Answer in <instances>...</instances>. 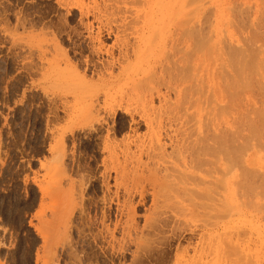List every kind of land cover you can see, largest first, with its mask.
Segmentation results:
<instances>
[{
	"label": "rangeland",
	"instance_id": "obj_1",
	"mask_svg": "<svg viewBox=\"0 0 264 264\" xmlns=\"http://www.w3.org/2000/svg\"><path fill=\"white\" fill-rule=\"evenodd\" d=\"M152 8V0H0V264H264V141L243 137L219 157L208 153L230 166L218 174L229 206L218 230L208 217L213 196L177 198L168 179L191 163L189 151L173 153L176 136L190 144L210 120L235 131L233 120L261 105L251 87L237 90L236 110L217 103L212 45L248 43L264 0H196L187 27ZM255 45L264 51L262 40ZM213 104L225 106L221 116L209 114ZM155 133L170 156L157 173L148 157ZM251 169L248 202L238 184ZM210 170L193 169V182L213 192Z\"/></svg>",
	"mask_w": 264,
	"mask_h": 264
},
{
	"label": "bare ground",
	"instance_id": "obj_2",
	"mask_svg": "<svg viewBox=\"0 0 264 264\" xmlns=\"http://www.w3.org/2000/svg\"><path fill=\"white\" fill-rule=\"evenodd\" d=\"M195 1L196 0H152V5H153V7L154 8H152L151 9V13L153 14V15H156V13H159V15H160V17H159V19H161L160 21H162V18H164V17H166V18H168L170 21L171 20H175L174 22L176 23L177 21H178V25H180V23H182V22H180L179 21V19H182L183 21H184V18H185V21H184V23H185V25L183 26V27H187V23H186V21L188 20V17L186 18V16H188V14H189V18H190V16L193 14V12L192 11H190V9H188V6H189V8H190V5H192V3H195ZM189 3H190V5H189ZM188 9V10H187ZM186 10H187V13H186ZM242 13V12H241ZM261 15L263 16V18L261 17L260 19H258L257 20V25H255V27H254V30H255V33H254V37H250L249 38V44L247 43V41L244 43V45H242V46H240V47H238V45H237V47L236 46H234V45H230V44H227V43H229V42H227L226 44L228 45V46H226L224 49L222 48V47H217V44L216 45H212L213 47H214V49L216 50V51H218L219 53H218V55L220 56V64H219V66H218V71H217V75H216V77H217V83H218V87H217V93L214 91L213 93H216V101H217V103L220 101V102H222L223 103V100L226 98L227 99V106H230L231 108L232 107H234L233 108V110H236V108H237V106L239 105V96H238V94H237V90L238 89H244L245 91H247L250 87V91H256L257 92V95L260 97V99L262 100V99H264V51L261 49L260 50V46L259 47H256V48H253L254 47V45H255V43H258V41H263L264 42V39H262V38H264V34L263 33H261V32H259L260 31V29L262 28L261 27V25H260V23L261 24H263L264 23V10L261 12ZM149 17H151L150 15H149ZM178 17V18H177ZM165 18V19H166ZM155 18H154V16H153V20H154ZM187 19V20H186ZM177 20V21H176ZM158 21V20H157ZM180 22V23H179ZM154 24V23H153ZM174 24V23H173ZM176 24V25H177ZM175 24L174 25H172V26H174V27H178V28H180L178 25L176 26ZM183 25V24H182ZM263 26H264V24H263ZM175 28V30H177ZM185 29V28H184ZM179 30V29H178ZM177 30V31H178ZM181 30H183V28H181ZM186 30V29H185ZM259 30V31H258ZM257 31V32H256ZM183 32V31H182ZM185 32V31H184ZM183 32V33H184ZM181 33V32H180ZM180 33H178V34H176V35H178L179 36V34ZM188 33V32H187ZM186 33V34H187ZM182 35H184V34H182ZM181 36V35H180ZM178 37L179 39L181 38V37ZM185 38H187V37H185ZM188 39V38H187ZM187 39H186V41H187ZM185 40V39H184ZM205 40V39H204ZM204 40L202 39V41L204 42ZM177 41H179L180 42V40H178L177 39ZM181 42H183V41H181ZM202 42V43H203ZM206 42V41H205ZM187 43V42H186ZM260 43V42H259ZM172 44V43H171ZM220 44V43H219ZM232 44V43H231ZM205 45V44H204ZM203 45V46H204ZM178 46V45H177ZM184 46V45H183ZM211 46V45H210ZM209 46V47H210ZM256 46V45H255ZM212 47V48H213ZM217 47V48H216ZM211 48V47H210ZM220 48H222L221 50H220ZM204 49H205V46H204ZM184 51H185V49H184ZM185 56H186V54H185ZM125 64V63H124ZM174 66V65H173ZM179 66H181V64L179 65ZM184 66H186V65H184ZM183 67V66H182ZM188 67V66H187ZM124 68V67H123ZM216 69V68H215ZM214 69V70H215ZM121 70H122V68H121ZM125 70H127V69H125ZM177 70H180V68L179 69H177ZM144 71V70H143ZM210 71V70H209ZM126 72V71H125ZM120 73V72H119ZM142 73V72H141ZM208 73V72H207ZM213 74V73H212ZM104 77V76H103ZM108 77V76H107ZM214 77V76H213ZM215 77V78H216ZM209 78V77H208ZM102 80H103V78H102ZM178 80V79H177ZM105 81V80H104ZM109 81V80H108ZM213 81H214V79H213ZM178 82V81H177ZM215 82V81H214ZM221 82H222V84H221ZM208 83H210V82H208ZM220 83V84H219ZM85 84V83H84ZM109 84V83H108ZM215 84V83H214ZM168 85V84H167ZM182 85V84H181ZM209 85V84H208ZM215 86V85H214ZM169 87V86H168ZM198 87V86H197ZM175 88V87H174ZM174 91V90H173ZM180 91H181V89H180ZM226 92V95H224V93L223 92ZM242 91V90H241ZM151 92V91H150ZM158 92V91H157ZM177 92V91H176ZM175 92V93H176ZM227 92H228V94H227ZM186 93V92H185ZM152 94H150V96H151ZM176 95V94H175ZM178 96L180 95V94H177ZM183 95V94H182ZM191 96V95H190ZM111 97V96H110ZM147 97V96H146ZM151 97H153V96H151ZM158 97V96H157ZM180 97V96H179ZM189 97V96H188ZM187 97V98H188ZM150 98V97H149ZM165 98V97H164ZM164 98H162V99H164ZM177 98V97H176ZM178 99V98H177ZM151 100V99H150ZM185 100H187V99H185ZM260 100V102H262L261 103V105L259 106V107H253L252 109H249V110H244V111H242L244 114L243 115H241L240 117H238V118H235L234 120H233V122H232V126H231V128H234L235 129V131L233 130V131H228V132H221V130H218L217 129V126L216 125H212L211 123V120H210V122H207V123H210L209 124V126L211 127V129H208V128H206V129H204V131H203V127L202 128H199V129H202V131L201 132H199V131H195L196 132V134H198V132H199V136L198 137H196V138H192L193 140H192V142L189 144H185L187 141L186 140H188L187 139V136H188V134L186 135V134H184V135H182V136H176V138L173 140V141H171L172 139L170 138H168L169 139V142L171 141V143L173 144L172 145V150L174 151H172L173 153H175L176 155H177V159L180 157H182V153H183V156H185L184 154H185V152H186V154H188V152L187 151H189L190 152V155H189V158H190V156H191V159H189V160H191V163L188 161V163L190 164L189 166L190 167H188V165H187V167L188 168H186V169H182L183 171H179V172H177L178 173V175H176V176H171V175H167L168 176V179L169 178H173L172 180L170 179V182L172 181H174L175 183H172V184H174V185H171V184H169V185H171L170 186V188L173 186L175 189H173V191H175V193H176V196H177V198H183V197H187L188 199L189 198H192L193 199V197H197V199L199 200V199H201V198H210V197H212L213 196V198H212V201L214 200L215 201V204H214V207H213V209L211 210V212H210V214L208 215V217H212V219H213V223H214V220H215V223L213 224L212 223V225L210 224V226L215 230V229H217L219 226V224L217 223V220L223 215V210L225 209V208H229V206H227L228 205V203H227V200L224 198V200H226L225 202L227 203L226 205H222L221 204V202H222V196H221V193H220V183H221V179H219V176H218V174L220 175L221 173L219 172V170H224V168H221L220 169V166H219V164L220 163H218V161H219V159L220 158H216L215 156H213V157H215L216 158V161H215V158H214V161H213V157L212 156H210L211 154H209V156L210 157H212V159L210 158L209 160H212L213 161V163H211V162H209L208 160H207V156H208V153H213V155H214V153H216V156H217V154L222 150V148H223V146L225 145V143H229V142H232V144H233V142L235 143V141H237V140H240V139H243V137H246V138H248V139H251V141H255V140H259V141H261V142H263L264 141V101H261ZM188 101V100H187ZM196 102V101H195ZM186 103V102H185ZM225 103V102H224ZM223 103V104H224ZM150 104V103H149ZM214 105V107H211V112L209 113L210 115L213 113V117L215 116V115H220L221 116V113L223 114L224 112L223 111H225L224 110V107L225 106H223V105H216V104H213ZM120 108V107H119ZM151 108V107H150ZM155 109V108H154ZM161 109V108H160ZM156 110V109H155ZM163 110V109H162ZM148 111V110H147ZM157 111V113L159 112V110H156ZM162 112V111H161ZM166 112V111H165ZM165 112H164V114H165ZM147 113V112H146ZM154 113H155V111H154ZM156 113V114H157ZM163 113V112H162ZM171 113V112H170ZM147 114H149V113H147ZM152 114V113H151ZM168 114V113H167ZM142 115V114H141ZM150 115V114H149ZM172 115V116H171ZM170 116L169 115H167V116H169V117H171V119L172 118H174L175 117V115L176 114H174V116H173V114H171ZM159 116H160V114H159ZM169 117H168V119H169ZM177 117H179V116H177ZM177 117H175L174 118V121H179L178 119L176 120V118ZM212 117V116H211ZM131 118H132V116H131ZM142 121H143V123H145V125H148V127H149V124H150V122H151V120H150V118H149V116L148 115H144V113H143V115H142ZM154 118V117H153ZM167 119V120H168ZM180 119V118H179ZM214 119V118H213ZM132 120V119H131ZM173 120V119H172ZM181 120V119H180ZM153 121V120H152ZM161 121V120H160ZM170 121V123H171V120H169ZM212 121H214V120H212ZM154 122H155V119H154ZM173 122V121H172ZM182 122V121H181ZM136 123V122H135ZM184 123V122H183ZM189 123V122H188ZM187 123V124H188ZM157 124V123H156ZM159 124V123H158ZM161 124V123H160ZM186 124V125H187ZM190 124V123H189ZM151 125V124H150ZM162 125V124H161ZM160 125V126H161ZM171 125V124H170ZM176 125V124H175ZM185 125V126H186ZM158 126V125H157ZM182 126H184V125H182ZM183 127V129L184 128H186V127ZM206 126V125H205ZM164 127H165V125H164ZM163 127V128H164ZM171 127V126H170ZM176 127V126H175ZM174 126H173V128H175ZM155 128V127H154ZM178 128H179V126H177V132H178ZM192 128V127H191ZM205 128V127H204ZM158 129H160V128H158L157 127V129L156 130H158ZM162 129V128H161ZM160 129V130H161ZM180 129H181V127L179 128V131H180ZM187 129V128H186ZM186 129H184V130H186ZM189 129V128H188ZM195 129H197L196 127H195ZM194 129V130H195ZM152 130V129H151ZM164 130H166L165 128H164ZM159 131V130H158ZM157 131V132H158ZM161 131H163V129L161 130ZM161 131H159V132H161ZM171 132V131H170ZM174 132V131H173ZM183 131H182V129H181V133H182ZM194 132V133H195ZM230 132V133H229ZM152 133V132H151ZM154 133V132H153ZM184 133V132H183ZM229 133V134H228ZM156 134V133H155ZM165 134V133H164ZM168 134V133H167ZM170 134H172V133H170ZM179 134H180V132H179ZM178 133H177V135H179ZM157 135V134H156ZM155 135V136H156ZM181 135V134H180ZM161 135L160 134H158L157 136H156V138H155V142H152L151 141V143L149 144V149H150V152H148L149 153V155H148V157H149V160L151 159L152 160V162L153 161H155V163H153V165L152 166H154L155 165V167H154V169H155V173H157V171H160V167L159 166H161L163 163H165V164H167L166 162H164L163 161V163H159V161H161V160H164L165 158V156H167V158L166 159H169L170 158V156L169 155H167L166 154V152H165V143L161 140V137H160ZM173 136H175V134L173 135ZM166 137H167V135H166ZM169 137V136H168ZM177 137H180V138H177ZM181 137H183V138H181ZM193 137V136H192ZM152 138H153V136H152ZM173 138V137H172ZM154 139V138H153ZM190 140V139H189ZM188 140V141H189ZM246 140V139H245ZM244 141V140H243ZM250 143V142H249ZM168 144H170V143H168ZM241 144V143H240ZM243 144V143H242ZM227 145V144H226ZM171 146V145H170ZM236 146V145H235ZM145 147V146H144ZM225 147V146H224ZM249 147V146H248ZM141 148H142V146H141ZM143 149V148H142ZM225 149V148H224ZM234 149V148H233ZM238 149V148H237ZM125 150V149H124ZM147 150H148V146H147ZM146 150V151H147ZM227 150V149H226ZM139 151H140V149H139ZM185 151V152H184ZM235 151H236V149H235ZM237 151H239V150H237ZM144 152V151H143ZM230 152H231V150H230ZM245 152V151H244ZM147 153V154H148ZM223 153V152H222ZM234 154H237V153H235V152H233ZM145 155H146V153H144ZM166 154V155H165ZM226 154H228V153H226ZM240 154H241V152H240ZM141 155V154H140ZM175 155V156H176ZM188 155H186V156H188ZM223 155V154H222ZM138 156H139V153H138ZM137 156V157H138ZM147 156V155H146ZM168 156H169V158H168ZM202 156V157H201ZM232 156V155H231ZM231 156L229 157V158H231ZM217 157H219V154H218V156ZM138 158H140V157H138ZM138 158H136V159H138ZM147 158V157H146ZM174 158V157H173ZM172 157H171V159L170 160H173V161H175L174 159H173ZM182 158H185V157H182ZM181 158V159H182ZM226 158V157H225ZM148 159V158H147ZM180 159V160H181ZM187 159V158H186ZM227 159V158H226ZM241 159V158H240ZM218 160V161H217ZM232 160V159H231ZM234 160V159H233ZM137 161V160H136ZM141 161V160H140ZM140 161H138L139 162V164L141 163ZM166 161H168V160H166ZM185 161L186 160H184V163H185ZM221 161V160H220ZM235 161V160H234ZM239 161V160H238ZM241 161H242V159H241ZM135 162V161H134ZM133 162V163H134ZM138 162H136V163H138ZM223 162V161H222ZM135 163V164H136ZM169 163H171V165L173 166L174 164H175V166H177L178 167V165L176 164V162H169ZM182 163V162H181ZM187 163V162H186ZM187 163V164H188ZM225 163V162H224ZM229 163V162H228ZM139 164H138V166H139ZM141 164H143V163H141ZM192 164V165H191ZM226 164V163H225ZM231 164V163H230ZM145 165V164H144ZM143 165V166H144ZM146 165H147V163H146ZM169 166H170V164H168ZM213 165H215V166H213ZM240 165V164H239ZM242 165V164H241ZM135 166V165H134ZM137 166V165H136ZM136 166H135V168H136ZM167 166V165H166ZM168 166V168L169 169H171L170 167ZM183 166V165H182ZM186 166V165H185ZM185 166H183L184 168H185ZM222 166V165H221ZM228 164H227V167L226 168H228ZM231 166H232V164H231ZM234 166H235V164H234ZM243 166V165H242ZM142 167V166H141ZM140 167V168H141ZM162 167V166H161ZM205 167H209V168H211V170H213L214 171V173L216 174V177H215V180L213 181V185L215 186V189L213 190V192H210V191H208V190H206V189H202V188H200V186L199 185H197V183H195V182H193V181H196L195 180V176H194V173H192V170L194 169H198L199 170V168H205ZM244 167V166H243ZM143 168V167H142ZM146 169H147V166L145 167ZM173 168H176V167H174L173 166ZM189 168H192V170L191 171H189ZM225 168V169H226ZM229 168H230V166H229ZM232 169L231 170H233V167H231ZM163 169H164V171H167L168 169H167V167H165L164 166V164H163ZM187 169H188V171H187ZM239 169V168H238ZM250 169V168H249ZM174 170V169H173ZM210 170V171H211ZM229 170V169H228ZM231 170L229 171V172H231ZM237 170V169H236ZM241 170V169H240ZM209 171V172H210ZM225 171V170H224ZM242 171V170H241ZM249 171V170H248ZM248 171H245L246 172V174H245V179L242 181L243 182V184L241 183V184H238V185H242L241 186V188H242V191L241 190H239V191H241V195H243L244 197H246V198H248V197H250L249 195H250V193L252 192H250V184L252 185V179H254L255 178V175H254V172H251L252 171V169L250 170V173L248 172ZM245 172H241V173H245ZM223 173V172H222ZM227 175H228V173H227ZM254 175V177H252ZM243 176V175H242ZM162 177H166V176H162ZM162 177H160L161 179H162ZM235 177V176H234ZM158 179V180H161V179ZM164 178L162 179V180H164ZM236 178V177H235ZM249 178H251V179H249ZM168 179H167V177L165 178V182H167L168 181ZM163 182V181H162ZM165 182H163V185H161V186H165V188L168 190H171L170 188H168L169 187V185H167V183H165ZM169 182V181H168ZM197 182V181H196ZM261 182V181H260ZM253 183H254V181H253ZM258 184V183H257ZM259 185H262L263 186V191H264V179L262 180V183L261 184H259ZM160 186V185H159ZM256 186V185H255ZM262 186H259V188L260 187H262ZM252 187H253V185H252ZM258 187V186H257ZM240 188V189H241ZM256 188V187H255ZM163 189V188H162ZM166 189H164V191H167ZM254 192H255V190H254V188L252 189ZM260 190H262V188H260ZM260 190L259 191H257V192H260ZM234 191H236V189L234 190ZM238 192V191H237ZM236 193V192H235ZM263 193V192H262ZM260 194L259 193V195L258 196H261V195H263V194ZM180 194H182L180 197H179V195ZM238 194H240V192L238 193ZM237 194V195H238ZM256 195V194H255ZM254 195V196H255ZM183 196V197H182ZM234 196V195H233ZM240 196V195H239ZM253 196V193H252V197H254ZM264 197V196H263ZM227 198H231L233 201L235 200V199H233L232 198V196L231 197H227ZM240 198V197H239ZM245 199V198H244ZM250 199L252 200V198L250 197ZM249 198H248V202H249V200H250ZM193 200H196L195 198L193 199ZM223 200V201H224ZM232 201V202H233ZM251 202V201H250ZM229 210V209H228ZM211 227H209V228H211ZM220 228V227H219ZM206 230H207V228H205ZM222 229V228H221ZM205 230V231H206ZM218 230V229H217ZM211 231V230H210ZM220 231V230H219ZM214 232V231H213ZM218 232V231H217ZM219 234V233H218ZM237 235V234H236ZM262 242H264V241H262ZM233 246V245H232ZM218 248H221V245H218Z\"/></svg>",
	"mask_w": 264,
	"mask_h": 264
},
{
	"label": "crops",
	"instance_id": "obj_3",
	"mask_svg": "<svg viewBox=\"0 0 264 264\" xmlns=\"http://www.w3.org/2000/svg\"><path fill=\"white\" fill-rule=\"evenodd\" d=\"M4 260L2 259L0 262H3Z\"/></svg>",
	"mask_w": 264,
	"mask_h": 264
}]
</instances>
